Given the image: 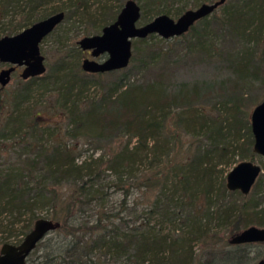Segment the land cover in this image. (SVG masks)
Instances as JSON below:
<instances>
[{
  "label": "trees",
  "instance_id": "trees-1",
  "mask_svg": "<svg viewBox=\"0 0 264 264\" xmlns=\"http://www.w3.org/2000/svg\"><path fill=\"white\" fill-rule=\"evenodd\" d=\"M21 1L25 3L23 6L20 5ZM53 1L60 3L54 7L56 11H65L64 19L71 24L68 27L70 30L75 23L71 19L75 16L87 18L91 21V29L97 31L116 18L112 14L115 11L105 5L101 17L94 19L93 14L89 13V0H0V17L10 8L25 10L27 7L34 11ZM141 1L145 3L143 8L153 2ZM223 5L222 16L215 15L216 11L210 15L214 16V26L208 16L194 23L180 36L164 39L150 34L134 39L129 62L133 64L125 71L123 68L104 72L115 78L101 96H84L91 85H100L98 79L104 73L83 71L80 64L83 51L78 48L66 69L63 68L64 62L59 63L45 77L28 78L27 83L15 92L14 102L17 103L27 98L30 84L41 79L43 86L56 87L60 113L70 125L67 136L76 137L85 131L103 135L118 131L126 137L119 149L107 155L105 160L119 188L125 187L123 177L127 173L130 176L136 165L154 158L155 153L160 151L158 155L166 157L164 164L170 170L165 176L163 171L152 177L155 178L152 184L160 185L154 207L156 211H161L164 220H171L173 216L179 222L171 233H161L159 229L155 233L154 227L152 231L143 230L146 227L143 224L124 235L118 232L117 226H113L108 217L104 219L99 216L90 225L74 223L71 219L75 207L82 203L80 198L87 191L83 178L85 175L88 178L99 176L94 168L101 157L77 164L70 145L59 141L47 150L40 149L34 159L28 158L31 162L27 163L29 166L25 164L9 168L6 172L0 169V212L7 211L14 217V220L4 224L0 221V227L8 232V238L15 234H26L36 218L31 214L28 223L16 231L14 225L27 209L32 210V200L36 198L35 194L32 198L25 196L27 191L32 190L29 181L24 179L30 175L31 165L37 167L40 164L42 176L55 184L63 180L81 181L73 190L82 195L80 198L71 193L69 199L64 201L54 192L53 206H60L54 209L49 218L57 223V227L51 231L55 235L40 241L27 257L26 264H252L254 258L247 248L253 243L231 244L230 238L251 225L264 227V173L259 176L252 191L244 195L239 190L228 189V173L222 177L225 171L221 168L236 155L239 157L237 162L254 161L256 158L249 113L241 112L240 103L225 102L224 109L219 108L217 114L211 116L197 103L203 94L197 85L187 87L183 84L178 90L167 85V80L173 75L170 63L180 47L184 46L186 51L203 50L210 46L207 45L209 41H213L211 35L214 31L225 33L236 43L237 40L244 42L246 37L250 39L262 30L264 0H230ZM153 12L158 15L163 11L155 8ZM40 18L30 20L31 15L27 13L18 27H27ZM149 20L146 11H141L138 23ZM13 28L7 35L12 34ZM243 59L244 56H241ZM154 68L156 74H152L148 81H131L135 73L147 74ZM170 119L174 120L176 127L181 126L191 137L197 138L181 163H172L169 159L174 148L173 138H179L177 133H166ZM74 128L79 131L75 132ZM168 179L179 183L176 188L181 191L184 204L174 201L177 189L167 192L164 182ZM39 182L34 184L38 185ZM131 190L129 184V192ZM215 223L225 226L223 232L215 229ZM81 233L86 238L80 236ZM196 243L201 244L208 253L203 262L194 251ZM107 255L109 258H106Z\"/></svg>",
  "mask_w": 264,
  "mask_h": 264
},
{
  "label": "rangeland",
  "instance_id": "rangeland-1",
  "mask_svg": "<svg viewBox=\"0 0 264 264\" xmlns=\"http://www.w3.org/2000/svg\"><path fill=\"white\" fill-rule=\"evenodd\" d=\"M125 1L89 0V13L93 14L94 19L100 18L103 11L102 7L108 5L111 11H115V13H112L115 18ZM135 1L140 7L142 6L141 11H146L147 17L150 19L157 15L153 12L155 8L161 9L163 11L161 13H167L170 17L176 19L187 9L197 8L202 3H211L216 0H153V2L150 0V5L144 8V2L141 0ZM24 4L23 1L20 2L21 6ZM59 4V1H53L38 7L34 11H30L27 7L25 10L17 7L16 10L10 8L7 13L2 12L0 37L7 35L12 27H15L12 34L25 28L26 26L23 28L18 26H20V23L22 24L27 13L31 15L30 20L39 17L42 19L58 12L59 10L56 11L54 7ZM225 5L220 6L214 14L222 16ZM80 18L75 16L71 19L75 22L71 30L68 29L71 24L63 19L40 42L39 48L44 56L46 66V71L41 75L42 77H45L52 69L54 70L55 65L59 63L64 62L63 68L66 69L72 57L76 55L75 49H80L77 41L85 35L101 32L102 28H98L99 32L96 29H91V21L87 18ZM213 18L214 16H210L212 24L215 23ZM138 24L141 25L142 23ZM259 31L250 39L246 37L244 42L243 40L242 42L237 40L236 43L225 33L214 31L211 35L213 41H209L207 45L210 44V46L205 47L203 50L189 49V51H186L183 49L184 46L180 47L170 63L173 75L170 80H167L168 87L178 90L182 88L183 84H186L187 87L197 85L203 92L197 103L203 106L209 115L215 116L219 108L224 109L225 102H235L241 104V112L249 113L251 121L253 109L264 100V24L262 30ZM246 48L247 51H245ZM241 56H244L243 60H241ZM84 58H92L89 51L82 52L80 64ZM248 59L249 61H246ZM239 61L241 63H238ZM132 64L130 63L123 70H127ZM6 67H8L7 63L0 62V70ZM22 68V66H17L11 74L9 83L5 86L0 85V169L6 172L9 168L21 167L25 164L29 166L27 163L31 162L28 158L34 159L40 149L47 150L49 146L59 141L70 145L77 164L85 160L90 161L98 156L101 157V160L94 168L99 172V176L94 178L93 175L92 178H88L87 175L84 176L83 180L87 184V191L83 196L79 195L78 191L73 192L77 188V184H81V181L63 180L55 184L53 180L42 176L43 172L40 170V164L37 167L31 165L30 175H27L24 179L29 181L32 190L27 191L25 196L32 198L35 194L36 198L32 200V210L30 211L31 208L27 209L28 211H25L18 223L14 225L16 231H20L22 225L28 223L31 214L36 218L31 222L29 229L32 228L37 218H51L54 209L60 208V206H53V196L56 191L64 201L69 199L71 193H74L77 198L82 196L80 199L83 201L77 204L71 219L74 223L90 225L99 216H102L104 219L108 217L112 225H116L118 232L123 235L133 231L135 226L143 224L146 225L143 230L152 231L154 227L155 233L157 232L156 229L162 231L161 233H171V230L179 222L174 220L173 216L171 220H164L161 211L155 210L154 201L160 185L157 187V185L152 184L155 181V178H152L153 175L159 174V172L162 174L164 171L163 175L165 176L170 170L164 164L166 157L158 155L160 151H157L154 158L143 160L141 164L132 169L130 176L127 173L123 177L125 187H117L115 175L108 169L105 160L107 155L119 149L127 138L123 137L122 134L120 135L118 131L106 132L103 135L94 132L88 134L87 131L83 132L82 129L80 131L83 133L78 134L76 137L67 136L66 131L70 128V125L67 124V118L62 117L60 113L61 109L56 102V87L54 85L43 86L41 79H36L30 84V91L26 99L15 103V92H18L27 83V79L20 76ZM154 73L156 74V68L150 70L147 74L135 73L131 81L137 80L136 83L148 81ZM114 78L115 76L110 73L102 74L98 79L100 85H91L84 92V96H101ZM235 86H239V88ZM74 131H79V129L74 128ZM166 133L179 134L178 139L177 136L173 138L174 148L169 159L172 163H181L193 148V143L197 141V138L191 137L181 126L176 127L173 119L169 120ZM238 159L239 157L236 155L230 163L221 166L225 173L219 175L218 181L222 174V177H224L239 163L237 162ZM254 161L262 166L264 173V156L256 153ZM36 181H40L38 185L34 184ZM129 184L131 185V192H129ZM178 184L172 179L164 182L167 192L174 190V188L177 189ZM182 199L181 191L177 189L174 201L184 204ZM12 220H14L13 215H10L7 211L0 212V221L3 224ZM215 226V229L221 230V232L225 229V226L218 223H215ZM7 235L8 232L4 231V227L1 226L0 247L5 242L19 244L26 234H15L10 238ZM52 235L55 234L49 232L45 237ZM80 236L86 238L84 233H81ZM247 250L254 258L252 264L264 258L263 243H253ZM194 251L197 252L198 258L202 262L207 259L208 253L201 244L196 243ZM96 253L100 254L97 251ZM106 258H109V256L107 255Z\"/></svg>",
  "mask_w": 264,
  "mask_h": 264
},
{
  "label": "water",
  "instance_id": "water-1",
  "mask_svg": "<svg viewBox=\"0 0 264 264\" xmlns=\"http://www.w3.org/2000/svg\"><path fill=\"white\" fill-rule=\"evenodd\" d=\"M226 0L202 3L197 8L187 9L176 19L166 13L156 15L139 25L141 7L135 0H126L116 18L104 25L100 33L85 35L77 44L82 51H89L92 58H84L81 68L88 73H104L123 69L129 65L132 56V41L156 34L168 39L187 32L197 21L212 15ZM64 11H58L39 19L17 33L0 37V62L8 67L0 70V85L9 83L17 66H22L20 76L28 79L40 76L46 71L45 59L39 44L64 19ZM106 54V58H97ZM251 128L254 135V152L264 156V100L251 114ZM263 173L260 164L252 160L237 163L227 174L229 190L248 195L259 176ZM57 227L49 218H37L32 228L19 244L5 242L0 247V264H26L29 254L44 237ZM264 242V227L251 225L230 238L231 244ZM255 264H264L261 258Z\"/></svg>",
  "mask_w": 264,
  "mask_h": 264
},
{
  "label": "flooded vegetation",
  "instance_id": "flooded-vegetation-1",
  "mask_svg": "<svg viewBox=\"0 0 264 264\" xmlns=\"http://www.w3.org/2000/svg\"><path fill=\"white\" fill-rule=\"evenodd\" d=\"M106 56H107L106 54H102L97 59L101 61V60L105 59Z\"/></svg>",
  "mask_w": 264,
  "mask_h": 264
}]
</instances>
